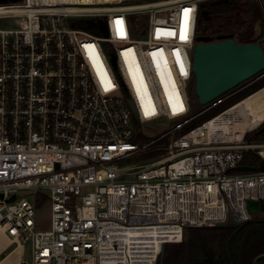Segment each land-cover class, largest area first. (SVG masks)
I'll return each instance as SVG.
<instances>
[{
  "label": "built area",
  "instance_id": "2783aa9c",
  "mask_svg": "<svg viewBox=\"0 0 264 264\" xmlns=\"http://www.w3.org/2000/svg\"><path fill=\"white\" fill-rule=\"evenodd\" d=\"M127 1H0V234L30 244L21 264H159L187 228L245 223L264 203V169L236 170L264 161V140L246 138L257 128L211 126L234 105L186 129L247 85L193 113L203 0ZM145 15L132 38L128 17ZM159 120L168 129L143 142Z\"/></svg>",
  "mask_w": 264,
  "mask_h": 264
},
{
  "label": "trees",
  "instance_id": "16d2710c",
  "mask_svg": "<svg viewBox=\"0 0 264 264\" xmlns=\"http://www.w3.org/2000/svg\"><path fill=\"white\" fill-rule=\"evenodd\" d=\"M263 17V10L255 0H205L198 5L196 37L218 39L230 35L241 43L252 42L255 25ZM242 86H245L242 90L215 109L198 116L186 129L200 125L262 89L264 72L237 88ZM193 94L192 86L194 102L197 97ZM252 137L263 140L264 130L246 136L247 139ZM262 212L260 218L240 226L226 223L222 226L187 228L182 243L166 245L163 264H254L255 258L264 253V203ZM259 264H264V258Z\"/></svg>",
  "mask_w": 264,
  "mask_h": 264
},
{
  "label": "water",
  "instance_id": "95a60500",
  "mask_svg": "<svg viewBox=\"0 0 264 264\" xmlns=\"http://www.w3.org/2000/svg\"><path fill=\"white\" fill-rule=\"evenodd\" d=\"M260 24L261 20H258L252 42L241 43L230 35L220 36L217 40L196 37L193 55L194 91L200 105H206L264 72V48L257 42ZM258 169H264V161L260 167L243 165L236 168L237 171ZM13 200L15 196L10 201ZM230 224L240 226L243 223L231 220ZM165 248L162 247L159 264H163ZM262 258L264 253L255 258L254 264H259Z\"/></svg>",
  "mask_w": 264,
  "mask_h": 264
},
{
  "label": "rangeland",
  "instance_id": "374dc122",
  "mask_svg": "<svg viewBox=\"0 0 264 264\" xmlns=\"http://www.w3.org/2000/svg\"><path fill=\"white\" fill-rule=\"evenodd\" d=\"M144 1L145 0H131V1H127L126 4H136V3H140V2H144ZM203 1H205V0H203ZM203 1H201V2H203ZM255 1H257L260 4V6L263 10V13H264V0H255ZM128 23L130 26L131 37L132 38L142 37L143 36V30H144V24L146 25V23H147V16L145 15L142 19H137L135 16H130V17H128ZM92 32L103 35V33L100 31L96 32V31L92 30ZM235 40H237V39H235ZM257 42L260 43L264 48V17H263V20H261V24H260V28H259V37L257 39ZM106 48L108 50L109 49L112 50V46H108ZM192 86L195 87V81L194 80L192 81ZM194 90H195V88H194ZM194 94H195V91H194ZM194 94H193V97H194ZM203 108L204 107L198 103L197 99L192 104L193 113H199ZM168 127H169V123L166 120H159L157 122L149 124L148 126H144L143 132H142L143 142H150V141L154 140L162 132L166 131L168 129ZM258 130H262V131L264 130V123L262 125H260L256 130H254L248 134L253 136V133L255 131H258ZM252 140H255L254 137H252ZM245 163L257 165V164H259V160L256 158L248 156L245 159ZM18 195L23 196L24 191H20L18 193ZM262 206H263V203H261V202H255V201H249L248 202V210L254 216L253 219L260 218L263 215ZM36 220H37L38 227L40 229L50 228L51 218H50L49 208L47 207V208L38 210ZM12 248L13 247H11L9 250H7L4 253V255H6ZM10 254H8V255H10ZM4 255L2 256L3 258L4 257L6 258L8 256V255L7 256H4ZM24 259L28 262L32 261L30 244L25 245Z\"/></svg>",
  "mask_w": 264,
  "mask_h": 264
},
{
  "label": "bare ground",
  "instance_id": "6f19581e",
  "mask_svg": "<svg viewBox=\"0 0 264 264\" xmlns=\"http://www.w3.org/2000/svg\"><path fill=\"white\" fill-rule=\"evenodd\" d=\"M264 123V88L234 105L229 111L211 123L212 129L227 137L234 132L241 137ZM3 246L10 244L8 240L1 242ZM15 250V251H14ZM0 264H10L17 260L20 248H15ZM14 264H18L17 262Z\"/></svg>",
  "mask_w": 264,
  "mask_h": 264
},
{
  "label": "crops",
  "instance_id": "0c3cea01",
  "mask_svg": "<svg viewBox=\"0 0 264 264\" xmlns=\"http://www.w3.org/2000/svg\"><path fill=\"white\" fill-rule=\"evenodd\" d=\"M8 240L10 242L9 245L7 246H3V244H1V242ZM11 247H13L7 254L11 253L15 248L19 247L20 248V253L18 255V257L16 258L17 260L12 261L10 264H14V263H18L21 264L22 259H24V251L25 248L21 247V246H17L16 244H14L7 236H5L4 234H0V260L3 258L2 256L4 255V253L9 250ZM6 254V255H7ZM5 256V255H4ZM5 258V257H4ZM3 258V259H4ZM2 259V260H3ZM2 260L0 261V263L2 262Z\"/></svg>",
  "mask_w": 264,
  "mask_h": 264
},
{
  "label": "snow or ice",
  "instance_id": "6c2138e0",
  "mask_svg": "<svg viewBox=\"0 0 264 264\" xmlns=\"http://www.w3.org/2000/svg\"><path fill=\"white\" fill-rule=\"evenodd\" d=\"M191 12V9H185L184 10V34L181 35L182 40L187 39V27H188V19H189V13ZM118 24L122 23L121 21H117ZM174 35V34H173Z\"/></svg>",
  "mask_w": 264,
  "mask_h": 264
},
{
  "label": "flooded vegetation",
  "instance_id": "af4514ba",
  "mask_svg": "<svg viewBox=\"0 0 264 264\" xmlns=\"http://www.w3.org/2000/svg\"><path fill=\"white\" fill-rule=\"evenodd\" d=\"M242 2H244L245 0H241ZM233 38V37H232ZM234 39V38H233ZM214 40H217V39H214Z\"/></svg>",
  "mask_w": 264,
  "mask_h": 264
}]
</instances>
